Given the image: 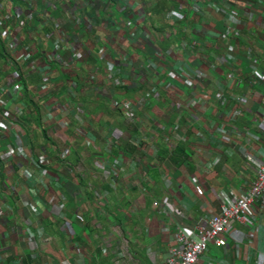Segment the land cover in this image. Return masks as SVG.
<instances>
[{
	"label": "crops",
	"instance_id": "1",
	"mask_svg": "<svg viewBox=\"0 0 264 264\" xmlns=\"http://www.w3.org/2000/svg\"><path fill=\"white\" fill-rule=\"evenodd\" d=\"M0 24L18 44L10 56L1 38L0 88L25 86L22 113L0 105V264H166L180 231L196 239L249 191L264 0H0ZM254 208L201 264H264Z\"/></svg>",
	"mask_w": 264,
	"mask_h": 264
},
{
	"label": "built area",
	"instance_id": "2",
	"mask_svg": "<svg viewBox=\"0 0 264 264\" xmlns=\"http://www.w3.org/2000/svg\"><path fill=\"white\" fill-rule=\"evenodd\" d=\"M28 1L30 5L34 4L35 2V0ZM29 12L30 10L27 11L24 16L26 15V17L30 16L31 18H33V13ZM228 16L230 17L229 20L232 23L235 22V20L237 19V13L235 12L230 13ZM170 17L180 20L181 18H183V16H181V14L178 12H171ZM231 33H233L235 36H239L240 34L238 29H232ZM229 34L230 33L224 35L223 39H227ZM0 38L6 41L8 49L10 51V56H14V52L17 50L18 44L16 42V39L12 38L11 31L0 30ZM54 59L60 60V57L55 54ZM9 63H11L12 66H15V68L18 65L17 60L14 59H10ZM16 72L18 71L16 70ZM253 76L255 80L264 84V76L261 75L259 72H253ZM117 86H122V83H117ZM24 91V86L20 81H14V83H12V85L8 88H0V105L2 106L3 113L5 115L10 114L11 112L10 108H8L7 103V99L9 98H11L12 101L15 102V111L18 113H22L24 106L23 104H20L21 106H23L20 107L19 103L21 101L20 99L22 95L24 94ZM3 96H7V99H2ZM10 102L11 101H9V103ZM236 104L237 109L233 112L232 117L233 115L237 116L240 113L241 109H239V106H241L242 100L236 99ZM10 126L11 123L8 122L7 119H4V117L0 116V134L6 135L11 132L12 130ZM12 135L13 134H11V136ZM106 147L110 149L111 143L108 142ZM22 151L23 150L18 149V147H16V150L11 154V157H9L8 159L11 158L13 160L14 156H21L23 154ZM42 159L40 161L34 162V165L37 168H42ZM249 159L251 160V158ZM117 164L118 163H115V165ZM258 199H264V165H261L257 169L256 179L251 185L248 192L236 199H224L221 214L214 215L207 221H204L198 225L196 229V239H193L191 236H188L182 231L178 233L176 244L170 249L169 257L166 261V264H201L203 261V257L209 251L210 246L213 245L220 248L226 247L227 241L224 238V235L229 231L234 222H242L244 220L254 219V215L256 213V208L254 207ZM18 236L19 238H21L23 234L20 233Z\"/></svg>",
	"mask_w": 264,
	"mask_h": 264
},
{
	"label": "trees",
	"instance_id": "3",
	"mask_svg": "<svg viewBox=\"0 0 264 264\" xmlns=\"http://www.w3.org/2000/svg\"><path fill=\"white\" fill-rule=\"evenodd\" d=\"M0 41H2V39L0 38ZM24 89H25V86H24ZM24 93H25V91H24Z\"/></svg>",
	"mask_w": 264,
	"mask_h": 264
}]
</instances>
